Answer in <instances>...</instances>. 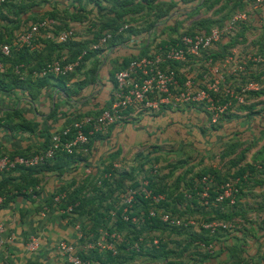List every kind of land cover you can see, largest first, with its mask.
<instances>
[{
  "label": "crops",
  "instance_id": "obj_1",
  "mask_svg": "<svg viewBox=\"0 0 264 264\" xmlns=\"http://www.w3.org/2000/svg\"><path fill=\"white\" fill-rule=\"evenodd\" d=\"M200 1L203 0L183 4L177 0V9L191 12L199 7ZM246 1L218 0L211 9L200 8L186 19L176 35L164 33L156 41L175 38L194 29L200 21L219 19L228 14L234 2ZM79 4L91 10L87 17L97 16L89 0H44L25 14L51 23L30 48L31 52L43 54L40 61L48 56L68 59L73 51L70 46L56 48V29L62 24L44 14L53 10L63 18L66 13H73ZM175 10L167 25L173 26ZM262 11L253 14L234 34L211 46L208 52L216 55V62L229 54L261 46ZM66 22L75 31L76 36L71 40L75 45L91 42L95 29L87 20L72 22L66 18ZM31 24L21 25L13 32V38ZM161 29L160 23L154 24L153 29L134 34L123 43L108 41L101 46V51L90 54L80 70L65 81V87L75 88L83 80L88 83L69 97L62 91L61 82L50 78L41 89L0 90V120L7 110L19 109L25 121L21 120L30 127L17 129L0 123V154L37 152L47 142L42 133L44 128H49L52 135L77 116L96 115L108 103L114 86L113 76L120 65L127 58L139 56L144 44L153 38V31L159 33ZM36 61L22 63L21 72L29 76V68L37 66ZM91 70H94L93 75ZM35 72L30 73L32 81L36 80ZM246 75L260 76L261 89H264V63L249 64ZM226 84L240 86L243 80L227 78ZM248 104L253 112L250 117L247 110L234 107L218 128H212L207 115L194 105L162 107L152 114H128L71 157H56L35 172L1 174L0 185L7 197L0 206L4 229L0 234V264H69L67 258L54 249L57 243L74 246L79 256H91L96 249L93 247L96 238L114 235L118 236L116 252L124 257L115 264H264V185L253 184L261 177L262 170L256 159L264 149V94L252 96ZM17 123V120L13 122ZM243 155L244 160L233 165ZM245 164L255 165L257 169L233 209L245 214V225L217 242L212 241L217 243L214 254L207 251L210 242L192 243L190 235L165 228L158 220H149L148 210L161 207L146 197L132 210L135 222H130V226L120 225L117 211L121 208L123 190L128 186L139 192L164 190L163 202L170 208L176 201L172 197L175 190L187 182L195 187L199 174L207 171L234 174ZM58 194L63 198L56 200ZM71 199L85 203L83 209L66 213L64 209ZM195 209L190 205V210ZM220 211L227 214L229 210L220 207ZM195 218L202 220L197 215ZM191 232L199 234L201 229L196 225ZM28 236L38 239L39 247L34 253L25 248Z\"/></svg>",
  "mask_w": 264,
  "mask_h": 264
},
{
  "label": "built area",
  "instance_id": "obj_2",
  "mask_svg": "<svg viewBox=\"0 0 264 264\" xmlns=\"http://www.w3.org/2000/svg\"><path fill=\"white\" fill-rule=\"evenodd\" d=\"M17 0H0V4L11 3ZM263 10L260 17L262 38L261 46L251 51H241L225 56L220 62H213L211 58H205L211 46L225 37H229L247 23L250 17L257 11ZM50 21L43 19L32 23L11 42L0 40V56L9 58L13 50L20 47H32L41 31L45 30ZM128 26L124 25L119 32ZM76 36L73 28L63 30L56 35L58 43H65ZM112 38L111 33L104 34L98 41L91 45L92 50H98ZM85 52L75 60L57 59L44 64L35 76L38 78L62 77L75 72L80 67ZM181 64L179 68H172V64ZM264 63V0H252L240 11L235 12L221 27H212L209 30H201L193 35H182L174 44L166 45L158 50H151L149 54L141 58L132 59L121 70L114 74V86L109 95V103L99 115L95 117H83L75 121L71 126L60 129L51 137L50 145L40 153L29 155H0V175L4 172L20 168H35L51 160L56 152H72L85 146L90 136L104 135L115 123L121 121L124 112L129 109L134 114H152L162 107L179 108L194 105L199 107L207 115L210 126L219 123L222 117L234 106L247 104V98L251 93L260 91L261 84L248 78L240 86L227 85V78L241 80L246 75L249 64ZM191 64V65H190ZM22 66H14V72L20 74ZM6 69V65L0 61V72ZM201 75V77H199ZM241 178H230L218 187L214 201L221 203L227 201L234 205L239 193L238 184ZM212 179L208 176L202 178L204 185L198 193L202 205H207L209 200V184ZM142 194L149 198L155 206L163 201L162 195H155L149 191L139 192L135 188H128L122 196L123 220L135 222L130 211L135 204L136 196ZM63 198L62 194L56 196V200ZM5 197L0 196V206ZM78 204L68 205L64 211L68 214ZM149 219L158 220L162 225L170 227H190L198 225L203 231L211 235L216 232L230 233L245 225L244 220L236 218L231 221L214 220L211 222H198L190 217L180 218L165 211L162 208H151L147 212ZM0 222V234L3 232ZM118 236H103L98 238L93 247L99 251L116 254V241ZM217 243L207 245V251L214 254ZM39 242L34 236H28L25 240V248L34 253L38 250ZM54 249L63 254L69 264H95L89 260H83L76 252L74 246L65 242H59Z\"/></svg>",
  "mask_w": 264,
  "mask_h": 264
},
{
  "label": "trees",
  "instance_id": "obj_3",
  "mask_svg": "<svg viewBox=\"0 0 264 264\" xmlns=\"http://www.w3.org/2000/svg\"><path fill=\"white\" fill-rule=\"evenodd\" d=\"M38 1V2H37ZM44 0H17L15 2H11V3H5V4H0V40L2 42H11L13 38V32L16 31L21 25L27 23V22H38L42 19H37V17H27L25 16V14L29 11V9L31 7L36 6L38 3L43 2ZM181 1V3H185L191 0H179ZM218 0H203L202 2L200 1V5L199 7L197 6L194 10H192L191 12H185V10L181 9H177L178 8V2L177 0H89V3H93L94 7L96 8V13L97 16H95L94 19H92L93 22H90L91 24V28H94L95 30L91 33V30H89V32L91 34H93V39L91 40V44L88 42L86 44H74L73 41H71L72 39L68 40L65 43H58L56 46L57 49H60V47H64V46H70L69 49H73V51L71 50V54H69V58L67 59L68 61H72L75 60L79 55L83 54V52H85V55L82 58L81 61V65L83 63V61L85 59H87L90 54L92 53H96L101 51V48L98 50H92L91 49V45L96 43L98 41V39L103 36L106 33H111L112 34V38L110 40H108L110 43L113 42H119V43H123V41L125 40V33L130 34L132 36V34L136 35L139 32L142 31H147L150 29L154 28V24L160 23V26L162 27L161 31L159 33H156L155 30L153 31V38L150 39L148 43H145L143 46V51L140 53L139 56L137 57H130L127 58L126 61L123 62V64L120 65V67L117 69L121 70L123 69L130 60L132 59H136V58H141L143 56H146L147 54H149L150 50H158V48H163L166 45H171L174 44L175 41L178 40V38L182 35H193L194 33L201 31V30H209L212 27H221L224 22L226 20H228L230 18V16H232L235 12L243 10L247 4L252 1V0H247L246 2H234L233 6L231 7V9H229L228 14H226L225 16L219 18V19H208L205 21H200L196 27H194V29L190 30V31H186L184 33H181L179 35H177V37L175 38H167V39H161L159 41H156V38H158L159 36H161V34L164 33H172V34H177L178 28L181 26V24L188 18H190V16L194 15L200 8H206V9H211V7L217 2ZM176 9L174 12H176L175 17L172 18L174 19V23L173 26L172 25H167V22L171 12H173V10ZM148 10V11H147ZM145 12V13H144ZM144 13L145 15V20H147V17H149L150 15H153V17L155 18L153 21H149V22H144L143 23V28H141L139 30V28H137L136 26H131V27H127L125 30L119 32V30L124 26V23H121L122 21H124L125 17L130 16V15H138V14H142ZM151 13V14H150ZM91 14V10H86L84 6L79 4V7H75V10L73 13H66L65 17L63 18H59L58 14L55 11H51V12H47L44 14V17H50V18H54L57 20H60V23L62 25H60L57 29H56V35L63 31V30H67L69 28H72L71 26L68 25V23L66 22V18L69 19L72 22H81L82 20H86L87 19V15ZM127 30V31H126ZM102 32V33H101ZM101 34V35H100ZM242 35V34H239ZM129 39V38H128ZM155 40V41H154ZM107 41V42H108ZM106 45V44H104ZM103 45V46H104ZM31 47H24L22 49V51L20 52H15V50L12 51V54L9 58H2L0 56V61L3 62L6 65V69L3 72H0V90L4 91V92H9L12 89H32V88H36V89H41L43 88L45 85L48 84V79H56L58 81L61 82V84L63 85V87L61 88L62 91L65 93V95L68 97L71 96L72 93L77 92L76 90L84 87L87 85L88 81L87 80H83L81 82H79L77 84V86L75 88L72 89H68L66 88V82L68 81L74 74H76L80 68H77L75 70V72L68 74L66 76H62V77H49V78H38L36 77V80L32 81L31 77H30V73L31 71H39L40 68H42L44 66V64L48 63V62H52L54 60L59 59L58 57H51L48 56L46 57L44 60H41V57L43 56V54H38L36 52H31L30 51ZM55 48V47H54ZM55 48V49H56ZM209 51V50H208ZM204 52V57L205 58H211L213 60V62H216V55H213L210 52ZM147 52V53H146ZM39 60V61H36ZM31 61H36L38 64L35 67H32V69L29 68V76H26V74H23V71L21 72L20 70V74H16L14 72V66H21L22 63L26 62V63H30ZM40 62H42L40 64ZM191 65V64H190ZM172 68H179L181 67V64L175 63L171 65ZM94 70H91V74L93 75ZM28 75V74H27ZM93 77V76H92ZM199 77H201V75H199ZM94 78V77H93ZM114 78V76H113ZM248 78L253 79L257 82H261L262 80L260 79V76L258 75H244L242 76V80L243 82H245ZM260 94H264V89H260V91L255 92V93H251L248 98H247V104L241 105V106H234L237 108H242L244 110L248 111L247 116L250 117V115L253 114V112L251 111V106L248 104V102L250 101V99L252 98V96H257ZM109 101V100H108ZM109 103V102H108ZM108 103L105 104L104 108L101 109L99 112L96 113V115H91V116H77L71 120L68 121V124L65 125L63 128L65 127H69L71 126L75 121H78L79 119L83 118V117H95L97 115H99L105 108H107ZM231 112V110H229L223 117L222 119L219 121V123L215 126H211L212 128H218L221 121L223 119H226V117H228L229 113ZM133 110L129 109L128 111H125L123 116L125 118V116H127L128 114H132ZM134 114V113H133ZM123 118V119H124ZM25 119L22 117V113L19 109H12V110H7L5 116L0 120V123H3V125H7L8 127L12 128H20V127H26L28 129H30L29 125H25L26 123L24 121ZM15 120H17V124H13V122H15ZM35 125V124H34ZM113 126V125H112ZM36 127V125H35ZM62 129V128H61ZM43 136L46 139V144L44 146V148L40 149L37 152L34 153H27V154H8V155H29V154H36V153H40L42 151H44L45 149H47L50 145L51 142V137L52 135H50L49 133V128H44L42 130ZM102 135H94V136H90L89 137V141L85 146H82L76 150H74L72 152V154H67L65 152H56L54 157L51 160L46 161L43 165H40L38 167L35 168H16L13 170H10L8 172H12V171H26V172H35L41 168H45L50 161L54 160L56 157H71L73 154H75L77 151L85 149L86 147H88L90 145V143H92V141L98 137H100ZM2 154H6V153H2ZM0 154V155H2ZM245 158V155L241 156V158L237 159L235 163H233V165H236L239 162H242ZM260 163V165H262L261 167V177L259 179H256L253 181V184L255 185H260L263 186L264 185V149L258 154L257 159ZM256 166L252 165V164H245L243 167H241L239 169L238 172L234 173V174H230L229 172L224 173V174H220L218 172L215 171H207V172H203L201 174H199L197 176V181H196V185L194 187L193 184H190V182H187L185 185L178 187L174 194H172V197L176 200L174 201V207H170L168 206V204L165 202H161L158 206L163 208L162 206H166L163 209L169 213H171L174 216H178L180 218H192L196 221H198L195 217L197 215V217H201L202 220L198 221V222H211L214 220H219V221H231L233 219L236 218H242L244 221V213H238L236 211H234L233 209L237 206L240 197L243 195V188L245 187V185L247 184V182H251V177L256 173ZM7 173V172H4ZM2 173V174H4ZM208 176L212 179L211 183L209 184V202L208 204L202 205L199 195L198 193L202 190V187L204 185H202L201 180L203 177ZM241 178L240 179V183L238 184V188H239V193L236 197V202L234 205H229L227 201L221 202V203H217L214 201V198L216 196V193L218 191V187L221 184H224L225 182H227L230 178ZM1 186V185H0ZM128 188H135L133 186H128L123 190V194L125 193V191ZM164 195L165 191L162 189L159 190H155L152 191V194L155 195ZM171 195V194H170ZM0 196L7 197V194L4 191V187H0ZM164 199V198H163ZM146 201V200H145ZM138 202H143V195L140 194L138 196H136L135 198V205ZM74 204H78L74 209L72 213H76L80 210L83 209V205L85 204H81L79 202L78 199H71L68 202V205H74ZM67 205V206H68ZM190 205L196 207L195 210H190ZM215 205V206H214ZM121 208L118 209L117 213H118V219H120L121 226H130L129 224H131L130 222H125L123 220V209H124V205H122L121 203ZM133 207V208H134ZM220 207H226L229 211L227 212V214L222 213L220 211ZM66 208V207H65ZM169 208V209H168ZM133 210V209H131ZM232 211V212H231ZM70 213V214H72ZM130 215H132V211H130ZM152 220V219H149ZM165 228H170L171 230H174L175 232L178 233H184V234H188L190 235V242L194 243L196 241H202L205 244H209L208 242H212V241H219L220 238H223L226 234L228 233H221V232H216V234L211 235L209 232L207 231H203L201 230V233H197V234H193L192 232L190 233V230L192 228V226L190 227H170L167 225H162ZM242 228V227H239ZM99 238V237H98ZM96 238L95 241L98 239ZM91 256H84L81 255L80 257L83 260H89L95 264H115L117 263L119 260H123V255L121 256V252H116V254H111L110 252H106V251H99L97 248L92 250L91 252ZM164 257V256H163ZM181 264V263H179Z\"/></svg>",
  "mask_w": 264,
  "mask_h": 264
},
{
  "label": "rangeland",
  "instance_id": "obj_4",
  "mask_svg": "<svg viewBox=\"0 0 264 264\" xmlns=\"http://www.w3.org/2000/svg\"><path fill=\"white\" fill-rule=\"evenodd\" d=\"M148 11V10H147ZM145 13V12H144ZM144 13H142V14H138V15H130V16H127V17H125V19H124V21H122L121 23H124V25H127L128 27H131V26H137V28H139V27H142V25H143V23L144 22H149V21H153L155 18L153 17V15H150L149 17H147V20L146 21H144L145 20V15H144ZM151 14V13H150ZM87 21H88V24H90V22H93L92 21V17H87V19H86ZM143 28V27H142ZM140 30V29H139ZM127 31V30H126ZM102 33V32H101ZM127 33H129V32H127ZM127 33H125L124 35V37H125V39H128V38H130L131 37V35L130 34H127ZM101 35V34H100ZM133 35V34H132ZM102 37V36H101ZM100 37V38H101Z\"/></svg>",
  "mask_w": 264,
  "mask_h": 264
}]
</instances>
